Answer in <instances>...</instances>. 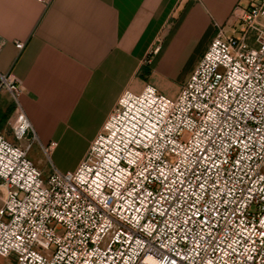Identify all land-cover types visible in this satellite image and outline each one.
<instances>
[{"label": "built area", "instance_id": "obj_1", "mask_svg": "<svg viewBox=\"0 0 264 264\" xmlns=\"http://www.w3.org/2000/svg\"><path fill=\"white\" fill-rule=\"evenodd\" d=\"M237 19L216 24L175 97L125 89L76 167L47 176L21 82L0 70L14 105L12 138L0 131L8 264H264V0Z\"/></svg>", "mask_w": 264, "mask_h": 264}, {"label": "crops", "instance_id": "obj_2", "mask_svg": "<svg viewBox=\"0 0 264 264\" xmlns=\"http://www.w3.org/2000/svg\"><path fill=\"white\" fill-rule=\"evenodd\" d=\"M250 3L0 0V70L20 80V104L40 145L51 146V166L71 170L125 89H168V80H177L189 65L171 94L176 93L216 24L230 33ZM13 115L9 93L0 90V131ZM67 156L69 163L62 164Z\"/></svg>", "mask_w": 264, "mask_h": 264}, {"label": "rangeland", "instance_id": "obj_3", "mask_svg": "<svg viewBox=\"0 0 264 264\" xmlns=\"http://www.w3.org/2000/svg\"><path fill=\"white\" fill-rule=\"evenodd\" d=\"M199 61V59H198ZM152 62V59L151 61L149 62V64H151ZM198 63L197 61L195 62V64ZM193 65L192 66V69L187 73V75L185 76V78L183 79V82L180 84L179 86V89L181 87V85L188 79V77L190 76V74L192 73L193 69L195 68V66L197 65ZM189 65H185L183 66V70L180 72L179 74V78H182L186 72V69L188 68ZM178 78V79H179ZM176 80L174 78L168 80L169 81V84H170V88L168 89H161V88H157L159 92L163 93L164 95H167L168 97H175L176 94L178 93V91L174 94H171L172 91L175 89V85H177L179 83V80ZM3 133L8 137V138H12V135L11 133L7 130H3ZM80 147V146H78ZM75 151L72 152V154H74ZM29 157L33 160L34 164L42 170V173L44 176H47L49 173H50V170H51V161H50V156L46 155L43 150H42V147L39 143L38 140H36L33 144H32V147L29 151ZM52 158L55 160L56 158V155L55 154H52ZM72 157L71 156H67V159H63V162H61L62 164H68L70 159ZM61 163H58L61 165ZM0 264H8V260L7 258L3 257V256H0Z\"/></svg>", "mask_w": 264, "mask_h": 264}]
</instances>
